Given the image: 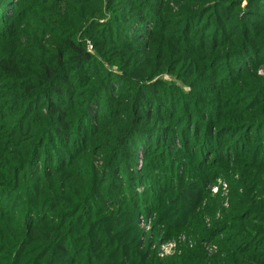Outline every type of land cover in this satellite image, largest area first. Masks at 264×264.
<instances>
[{
  "label": "rangeland",
  "instance_id": "1",
  "mask_svg": "<svg viewBox=\"0 0 264 264\" xmlns=\"http://www.w3.org/2000/svg\"><path fill=\"white\" fill-rule=\"evenodd\" d=\"M263 6L264 0H0V113L15 111L10 94L28 98L9 75L35 73L54 59L70 68L72 43L95 55L91 39H104L95 52L105 71L129 78L137 70L148 90L162 91L149 114L191 109L194 120L181 130L190 125L189 133L195 128L203 138L196 160L186 163L184 182L197 183L196 190L180 199L165 185L159 211L136 217L145 234L140 248L159 264H264ZM36 108L44 114L45 100ZM149 126L133 149L157 142L160 125ZM19 143L7 141L12 149ZM59 151L51 145L55 162ZM135 158L132 168L146 173L151 161L143 153ZM172 162L151 172L175 175ZM160 213L166 219L158 224Z\"/></svg>",
  "mask_w": 264,
  "mask_h": 264
},
{
  "label": "trees",
  "instance_id": "2",
  "mask_svg": "<svg viewBox=\"0 0 264 264\" xmlns=\"http://www.w3.org/2000/svg\"><path fill=\"white\" fill-rule=\"evenodd\" d=\"M253 7L260 9V2ZM91 40L95 55L72 43L70 68L54 59L35 73L9 75L12 88L21 87L28 98L10 94L15 111L0 113V264H159L140 248L145 234L136 217L159 211L165 185L180 199L197 188L184 182L186 163L196 160L203 138L195 128L190 134V125L181 130L194 111L149 114L162 91L148 90L137 70L129 78L108 74L96 53L106 43ZM40 100L44 114L36 108ZM25 111L37 116L22 119ZM150 123L160 125L161 133L153 130L157 142L133 149ZM10 140L20 143L12 149ZM51 145L60 150L56 162ZM139 153L151 161L146 173L132 168ZM171 162L175 175L151 172ZM164 219L162 213L156 222Z\"/></svg>",
  "mask_w": 264,
  "mask_h": 264
}]
</instances>
